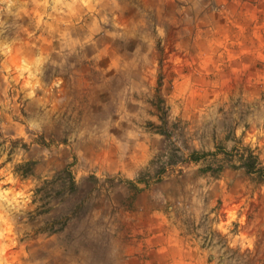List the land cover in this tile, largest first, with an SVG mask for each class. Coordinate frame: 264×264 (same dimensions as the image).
<instances>
[{
	"label": "rangeland",
	"instance_id": "rangeland-1",
	"mask_svg": "<svg viewBox=\"0 0 264 264\" xmlns=\"http://www.w3.org/2000/svg\"><path fill=\"white\" fill-rule=\"evenodd\" d=\"M90 8L0 4V261L264 264V176L188 161L264 167V0Z\"/></svg>",
	"mask_w": 264,
	"mask_h": 264
},
{
	"label": "trees",
	"instance_id": "trees-1",
	"mask_svg": "<svg viewBox=\"0 0 264 264\" xmlns=\"http://www.w3.org/2000/svg\"><path fill=\"white\" fill-rule=\"evenodd\" d=\"M218 154H223L225 157H228L231 162H233L235 159L240 162V167L244 168L245 171L249 174H256L260 177L264 176V167L259 163L258 156L253 154L251 150L247 149H242L241 151L238 149H232L231 151H226L224 148L219 149L217 151H212V152H193L190 154L188 157L189 162H199L206 158L208 155H215L217 156ZM209 170H211L213 167L211 165L207 167ZM145 179H139L136 181H127L128 186L131 190H138L140 191L141 189L138 188L139 184H143Z\"/></svg>",
	"mask_w": 264,
	"mask_h": 264
},
{
	"label": "clouds",
	"instance_id": "clouds-1",
	"mask_svg": "<svg viewBox=\"0 0 264 264\" xmlns=\"http://www.w3.org/2000/svg\"><path fill=\"white\" fill-rule=\"evenodd\" d=\"M37 2H39L43 7L47 8L49 6V0H37ZM12 0H0V4H8L11 5ZM93 3H101V0H52V11L53 12H63V10L65 8L68 9V13H72L73 9L80 5L83 6L84 8H89V10H92L90 8L91 5H93ZM66 13V15L68 14ZM24 71L29 72V75L31 76V72L30 70L26 67L24 68ZM26 87H28L29 85H25ZM35 93L31 92L29 93V96H34ZM33 127H36L35 125H33ZM0 163H3V161H0ZM0 175H3L2 172H0ZM10 182V178L9 181H0V184L3 183H7ZM8 193L4 192L2 189H0V201H3L6 199ZM3 208V204L0 203V209ZM4 213L3 211H0V223L4 222ZM5 236V231L0 230V240H2ZM0 255H3V245H0ZM0 264H3V261H0Z\"/></svg>",
	"mask_w": 264,
	"mask_h": 264
}]
</instances>
